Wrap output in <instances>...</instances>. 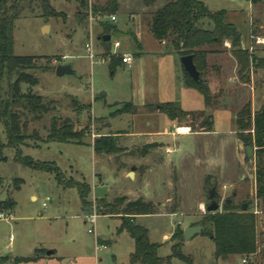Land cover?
Here are the masks:
<instances>
[{
    "label": "rangeland",
    "instance_id": "374dc122",
    "mask_svg": "<svg viewBox=\"0 0 264 264\" xmlns=\"http://www.w3.org/2000/svg\"><path fill=\"white\" fill-rule=\"evenodd\" d=\"M46 1L54 17L44 11L41 0H27L13 23V53L35 58L36 69L28 74L38 82L34 88L21 85L20 93L50 103L49 113L41 116L14 109L25 125L19 151L36 163L56 166L65 181L86 183L89 209L97 217L91 225L75 188H63L53 174L21 167L14 162L16 150L5 147L0 156V202L12 200L15 208L0 211V264H14V259L35 254L39 260L27 264H129L134 241L120 231L122 219L146 229L149 242L159 246L158 257L165 259L171 255L175 229L200 224L212 189L218 211L235 193L232 205L245 206L246 212L256 215L257 251L215 259L210 239L196 235L183 241L182 254L192 264H264V200L256 198L257 151L244 141L251 131L241 132V140L236 126L245 106L251 116L264 108V2L196 0L210 12L225 11L226 22L241 35L242 50L253 57L241 75L226 44L207 57L204 79L218 96L217 106L208 108L203 97L186 86L180 58L147 29L158 3L170 0H157L150 9L141 0H117L114 23L110 16L92 15V6L106 0H85L86 10L76 0ZM102 25L115 28L110 33V51L132 57L129 67L118 62L110 71L109 58L103 55ZM209 25L204 20L201 26ZM137 53L143 54L139 62ZM58 66H69L72 75L57 77ZM6 91L4 80V99ZM166 103L185 113L203 114L202 119L212 118L211 132L199 129L202 119L171 121L154 110ZM52 120L57 127L69 120L83 134L80 145L46 143ZM176 127H188L190 134L169 136ZM105 136L115 139L116 151L95 155L94 141ZM0 143L7 144L2 126ZM245 147L252 148L250 160L244 157ZM133 168L130 179L127 174ZM122 197L151 203L155 213L127 219L98 215L99 201L112 205ZM171 264L185 263L172 259Z\"/></svg>",
    "mask_w": 264,
    "mask_h": 264
},
{
    "label": "trees",
    "instance_id": "16d2710c",
    "mask_svg": "<svg viewBox=\"0 0 264 264\" xmlns=\"http://www.w3.org/2000/svg\"><path fill=\"white\" fill-rule=\"evenodd\" d=\"M26 1L0 0V126L4 129L7 139L6 145L0 143V156L5 147L13 148L16 150L14 157L16 164L34 171L53 174L56 182L65 189L75 188L79 194L84 213L88 217L92 213L89 209L91 204L87 202L90 188L86 183L73 180L65 181L63 174L56 166L36 163L29 158L22 157L19 151L20 141L24 137L25 125L21 124L20 115L14 112V109H20L31 115L38 114V116L45 115L50 111V103H44L42 97L20 93L21 85L31 88L38 85L37 80L28 74L29 71L36 69L35 58L17 57L13 53V23L20 17L24 8L23 4ZM141 1L145 8H149L154 6L157 0ZM41 2L44 11L49 14L48 16L54 17L48 2L46 0H41ZM76 2L79 8L87 9L85 0H76ZM248 2L251 5H257L263 3L264 0H248ZM118 9L117 0H106L103 5L92 6V15L94 17L98 15L111 17L117 14ZM77 16L80 18V13H77ZM226 17L225 11L210 12L202 2L196 0H170L152 13L148 22L149 32L156 41L168 44L179 58L193 57L200 82H193L183 71L184 81L188 88L193 89L203 97L208 108L217 106L218 96L211 93L204 79V75L208 73L207 57L218 54V50L225 43H228L231 54L239 66V75L247 71L253 63V57L241 48V35L232 24L226 22ZM81 19L83 18H80V22ZM204 20L210 24L209 27L203 28L201 26ZM103 27H101L104 29L103 36H110V33L115 29L105 25ZM103 49V55L109 58V69L114 71L118 62L122 64L121 57L111 54L110 44L109 49H106L103 44ZM4 80L7 83V91L3 93L6 99L1 96V84ZM154 110L166 115L171 121L189 119L193 122L203 118V114L185 113L173 103L157 105ZM56 120H52L46 143L80 145L83 134L74 130L69 120H64L59 127L55 123ZM236 126L237 135L241 140H244L241 132L251 131V135L244 141L256 148V198L264 200V108L251 116L250 108L245 106L237 115ZM198 127L202 132H211L212 118L202 119ZM116 149L115 139L111 136L99 137L92 145L95 155L114 154ZM2 183L3 180L0 178V185ZM15 189L19 190L20 186H16ZM122 205L123 207H121ZM14 208L15 203L12 200L0 202V211L12 212ZM97 208L98 215L124 219L153 215L156 209L153 204L146 203L141 199L130 202L125 197L119 198L112 205L101 200L97 203ZM199 225L204 228L201 235L213 243L215 259L251 256L257 251L256 215L246 211L242 212L240 206L235 207L232 203L224 202L221 211L207 212ZM122 230H125L134 241V252L130 255L129 264H171L172 259L185 264H192V259L181 252L184 239L183 230L179 228L175 229L171 236L170 240L174 245L171 248V255L165 259L158 257L159 246L149 242L146 229L134 225L132 220L122 219L120 231ZM39 258L35 254L28 259H14L13 263H33Z\"/></svg>",
    "mask_w": 264,
    "mask_h": 264
},
{
    "label": "water",
    "instance_id": "95a60500",
    "mask_svg": "<svg viewBox=\"0 0 264 264\" xmlns=\"http://www.w3.org/2000/svg\"><path fill=\"white\" fill-rule=\"evenodd\" d=\"M102 43L105 45L106 49H109V44L111 40V36L105 35L101 37ZM180 63L182 65L183 71L188 75V77L193 82H200L199 73L197 72L192 56H185L180 58ZM55 75L57 77H63L66 75H72V70L69 66H58L55 70ZM252 148L251 147H245L244 148V157L246 160H250L252 157ZM135 171V168L131 169V172L128 174V177L131 179L133 177V172ZM235 196V193L233 194V197ZM215 189H212L209 192L208 195V201L210 202L209 206L206 208V211L209 213H214L219 210V205L216 203L215 199ZM233 197L231 199L225 200L227 204H231L233 202ZM241 211L245 212L246 207L242 206ZM204 231V228L202 225H196L193 227L185 228L183 230V239L184 241H189L196 235H201ZM52 252H49L48 255H51Z\"/></svg>",
    "mask_w": 264,
    "mask_h": 264
},
{
    "label": "built area",
    "instance_id": "2783aa9c",
    "mask_svg": "<svg viewBox=\"0 0 264 264\" xmlns=\"http://www.w3.org/2000/svg\"><path fill=\"white\" fill-rule=\"evenodd\" d=\"M110 22L111 23L116 22L115 16H111L110 17ZM257 43H259V39H257ZM86 48L91 50V45H86ZM113 48L114 49L117 48V45L114 44ZM89 59H90V61L93 60V55H92L91 52L89 54ZM121 61H122L123 65H127L129 67L130 64L132 63L133 59L129 55H124V56H122ZM188 134H190V128H188V127H176L173 132L168 133V135L173 137V138L178 137V136L188 135ZM200 209L202 210V212H204V207L203 206ZM96 217H97L96 215L88 216V221H89V223L91 225L95 224ZM0 218H1V216H0ZM88 232L91 233L90 230ZM243 263H246V262L243 261Z\"/></svg>",
    "mask_w": 264,
    "mask_h": 264
},
{
    "label": "crops",
    "instance_id": "0c3cea01",
    "mask_svg": "<svg viewBox=\"0 0 264 264\" xmlns=\"http://www.w3.org/2000/svg\"><path fill=\"white\" fill-rule=\"evenodd\" d=\"M164 3H166V2H160V3H158V6L156 7V10L159 8V7H161ZM149 9H150V7H149ZM147 29H148V31H149V28H148V25H147ZM160 45H166V43H164V42H158ZM226 44V48H230V45L228 44V43H225ZM115 49H118V46H117V48H115ZM111 54H113V55H115V53H111ZM116 55H118V54H116ZM124 55H128V54H126V53H123V54H121V55H119V56H121V58H122V56H124ZM143 54H141V53H137L136 54V56H138L139 57V59H138V62L140 61V58H141V56H142ZM135 56V55H134ZM133 56V58H135ZM122 65V64H121ZM181 66V69H182V71H183V68H182V65H180ZM184 79V78H183ZM104 135H106V134H104ZM129 174V173H128ZM128 174H127V176H128ZM187 228H189V227H187ZM211 241V240H210Z\"/></svg>",
    "mask_w": 264,
    "mask_h": 264
}]
</instances>
